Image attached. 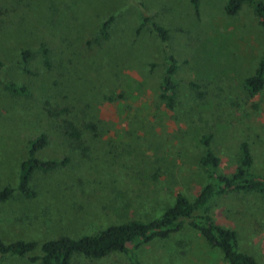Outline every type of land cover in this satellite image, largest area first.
I'll return each instance as SVG.
<instances>
[{
    "label": "rangeland",
    "instance_id": "374dc122",
    "mask_svg": "<svg viewBox=\"0 0 264 264\" xmlns=\"http://www.w3.org/2000/svg\"><path fill=\"white\" fill-rule=\"evenodd\" d=\"M127 1L0 0V189H15L28 143L39 134L48 143L35 157L60 162L31 174V197L14 190L0 203V240L36 243L28 256H39L40 244L58 237L154 219L177 194L192 201L207 183L200 163L207 149L218 159L216 172L230 176L244 143L247 171L264 176V89L251 93L243 83L264 47L250 5L229 17L226 0H199L197 12L188 0H139L167 31L178 61L167 107L158 89L161 47ZM115 11L110 40L99 46L98 25ZM22 49L31 52L25 65ZM57 108L66 112L53 116ZM65 118L77 140L64 133ZM208 215L264 264V192L225 193L211 201ZM132 254L139 264H227L188 227ZM76 262L129 264L119 252ZM0 264L31 263L6 256Z\"/></svg>",
    "mask_w": 264,
    "mask_h": 264
},
{
    "label": "trees",
    "instance_id": "16d2710c",
    "mask_svg": "<svg viewBox=\"0 0 264 264\" xmlns=\"http://www.w3.org/2000/svg\"><path fill=\"white\" fill-rule=\"evenodd\" d=\"M192 9L197 12L199 0H188ZM250 5L258 25L264 29V3L257 0H226L223 12L226 16L238 15L245 5ZM128 6H134L141 19L140 28L147 25L156 36L163 55L164 68L159 89V98L167 107L173 103V93L176 87L175 73L178 67L176 57L171 53L168 45V33L159 24L152 21L146 14L145 4L139 0H128ZM119 12L109 14L98 25L97 40L99 46L110 40V32L116 22ZM92 46V43L87 44ZM31 58V52L22 49L19 54V63L25 65ZM1 68V62H0ZM244 86L251 93L264 89V47L253 74L243 81ZM7 88L23 92V88L8 84ZM59 106V105H58ZM60 108L53 110V116L64 113ZM64 133L72 140L79 137L75 125L67 118L61 120ZM92 128V125L89 126ZM48 143L47 136L37 135L28 143L26 158L19 165L18 181L15 189L3 187L0 189V203L7 201L14 190L25 198L33 195L29 188V178L35 171L48 173L56 169L60 162L56 160H39L35 153L43 149ZM239 166L230 176L218 174L216 168L218 159L207 149L200 160L201 166L207 173V183L201 188L192 201L183 195L177 194L171 206L167 207L158 217L146 222L130 221L124 224L109 225L93 235H83L78 239L58 237L40 244L39 256H28L36 248L32 241H14L5 244L0 240V257L15 256L26 258L31 264H77V260H101L112 253H123L129 264H139L132 254V249L147 244L153 240L165 239L171 234L180 232L188 227L197 231L204 241L212 248L220 251L227 264H259L257 260L239 249L237 234L234 230L225 229L216 225L208 215L209 205L216 197L228 192L252 191L264 192V176L250 174V155L246 144L239 146Z\"/></svg>",
    "mask_w": 264,
    "mask_h": 264
}]
</instances>
